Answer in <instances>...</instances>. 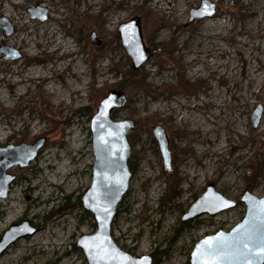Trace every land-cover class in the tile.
Returning a JSON list of instances; mask_svg holds the SVG:
<instances>
[{"label": "rangeland", "instance_id": "rangeland-1", "mask_svg": "<svg viewBox=\"0 0 264 264\" xmlns=\"http://www.w3.org/2000/svg\"><path fill=\"white\" fill-rule=\"evenodd\" d=\"M202 1L0 0V18L14 30L9 37L0 30V50L20 54L4 60L0 53V122H8L0 148L45 139L29 167L10 171L15 181L0 199V236L23 221L37 231L11 245L0 264H86L75 244L96 230L81 206L93 163L89 126L112 91L127 99L112 119L134 123L127 137L132 177L111 229L120 249L153 264H189L198 240L241 220L245 190L264 196V0H204L214 5L213 16L188 24ZM37 7L48 11L45 21L30 18ZM132 18L151 51L136 71L117 34ZM52 28L72 50L60 62L65 70L50 67L53 56L42 48L55 40ZM28 70L47 73L53 88L42 79L17 86ZM73 70L84 74L79 104L59 95H67L65 82L77 88ZM97 74L105 79L95 82ZM31 124L39 129L28 136ZM154 128L164 132V158ZM208 187L237 206L182 221Z\"/></svg>", "mask_w": 264, "mask_h": 264}, {"label": "water", "instance_id": "water-1", "mask_svg": "<svg viewBox=\"0 0 264 264\" xmlns=\"http://www.w3.org/2000/svg\"><path fill=\"white\" fill-rule=\"evenodd\" d=\"M201 3L198 9L190 11L188 24L213 16L214 5L204 0ZM205 4L209 5L207 10ZM202 12L204 14H200ZM28 13L31 19L45 21L48 11L37 7L29 9ZM0 30L6 37L11 36L14 31L5 18H0ZM117 34L131 59L133 71L138 70L151 57V51L143 44L138 18L121 23ZM90 38L92 44H99L94 32L90 34ZM0 53L3 54L4 60H16L20 57L17 50L7 47L2 48ZM126 101L122 92H110L100 101L90 120L93 163L90 185L81 198V206L92 215L96 230L91 235H82L75 244L76 248L82 251L86 264H153L150 256L134 257L120 249L111 233L117 207L126 194L132 177L128 166L130 145L127 137L134 128V123L130 120L114 121L111 117V110L123 106ZM261 113L260 106L253 111L251 121L254 128L260 121ZM153 133L159 140L164 158L163 149H166L167 143L164 140V132L154 128ZM44 142L45 139L42 138L30 145L0 148V199L8 196L15 181V176L10 171L29 167L43 148ZM239 203L244 206L241 220L228 232L218 230L198 240L190 254L189 264H246V261L251 264H264V257L258 255L256 244L245 248L242 243H237L246 232H251L256 241L264 237V196L258 198L245 190ZM236 206V202L224 198L214 188L208 187L181 220L188 221L202 215L216 216ZM36 231L37 229L26 221L11 225L0 236V257L16 241L34 235Z\"/></svg>", "mask_w": 264, "mask_h": 264}, {"label": "bare ground", "instance_id": "bare-ground-1", "mask_svg": "<svg viewBox=\"0 0 264 264\" xmlns=\"http://www.w3.org/2000/svg\"><path fill=\"white\" fill-rule=\"evenodd\" d=\"M85 2V1H84ZM11 5H12V1H11ZM251 7V6H250ZM249 8V7H248ZM256 13L254 12V10H249L248 12H247V16H254ZM219 24V23H218ZM220 25V24H219ZM216 26V25H215ZM215 26H212V27H215ZM219 28V27H218ZM50 32H53V36H55V40L53 41L52 40V43L49 41L48 43H44L43 44V47L42 48H45V50L47 51V52H50V54L53 56V61L54 62H52V63H50V67H52V68H57V66L60 68V69H63L64 67H65V65H64V63H60V62H62L63 60H65L66 58H69V57H71V53H72V50L69 48V47H67V45H66V43L65 42H63L61 39H60V37H58V32H57V30L55 29V28H52L51 30H50ZM49 32V33H50ZM51 34V33H50ZM49 34V35H50ZM212 38V37H211ZM52 39V38H51ZM60 39V40H59ZM21 40H24V38H21L20 39V41ZM22 43V42H21ZM57 63H58V65H57ZM69 63V62H68ZM21 65V64H20ZM19 67L20 66H16V68L15 69H19ZM50 67H48V69H50ZM67 67V66H66ZM76 68H78L77 66H75V69ZM45 69V68H44ZM64 70H65V68H64ZM16 71V70H15ZM31 71V70H30ZM63 71V70H62ZM74 71V70H73ZM14 72V71H13ZM99 72H101V71H99ZM26 77H24V78H22V80H20V81H18V82H15V83H17V86H23L22 88L25 90V89H27V87H28V84L29 83H32V82H34V81H36V80H38V79H42L43 81H44V84L43 85H45L46 86V89H48V90H50V89H52L53 88V85H52V83H51V81H50V78L47 76V73L46 74H43L42 72H41V70H38L37 72L35 71V72H29V70L28 71H26ZM81 75H84L83 74V72H79V71H74V72H72V75H70L71 77H69V78H73L74 79V81L75 82H77V88L76 89H74V88H70L71 86H70V84L69 83H64V90L67 92V95H61V94H59L58 92V94L62 97V98H60L61 99V101H66L65 100V97L66 96H68L67 97V99H70V101L69 102H72L73 104H75V103H77L78 102V104L82 101V96H81V85H82V81L80 80V76ZM98 75V74H97ZM24 76V75H23ZM100 79L101 80H103V79H105L104 77H103V75L102 74H100V75H98V78H96V76H95V78H94V81L96 82V81H98L99 80V82H100ZM22 88L19 90V92L22 90ZM43 88H45V87H43ZM44 91V90H43ZM55 98V97H54ZM1 99V98H0ZM57 99V98H56ZM58 101V100H57ZM56 101V102H57ZM66 103H67V101H66ZM72 105V104H71ZM74 106V105H73ZM70 107V106H69ZM19 113V112H18ZM17 114V113H16ZM16 114H14V115H16ZM18 115V114H17ZM17 115H16V117H17ZM188 116L189 115H187V113H186V115L184 116V119L186 120V119H188ZM19 118V117H18ZM20 119V118H19ZM18 119V120H19ZM9 120V119H8ZM20 121V120H19ZM2 122H0V135H3L4 134V132H6V129L7 128H4L3 126H6V125H8V122L6 121V123H2ZM39 125V124H38ZM13 126V125H12ZM196 126V125H195ZM197 126H199V125H197ZM192 127V128H190V132H192V131H195L196 129H198V127ZM36 129H39L38 128V126H32V124L31 125H27V127H25V130H26V134L29 136V135H33L34 133H35V130ZM10 130V129H9ZM21 130H23V129H21ZM13 134V133H12ZM8 135H10V134H8ZM49 154H51V153H49Z\"/></svg>", "mask_w": 264, "mask_h": 264}, {"label": "snow or ice", "instance_id": "snow-or-ice-1", "mask_svg": "<svg viewBox=\"0 0 264 264\" xmlns=\"http://www.w3.org/2000/svg\"><path fill=\"white\" fill-rule=\"evenodd\" d=\"M209 5L205 4V10ZM200 14H204L203 12ZM237 243H242L245 248H249L251 244H256L258 255L261 257H264V237H261L259 241H256L251 234V232H246L242 234V239L240 241H237ZM246 264H251L250 261H246Z\"/></svg>", "mask_w": 264, "mask_h": 264}, {"label": "trees", "instance_id": "trees-1", "mask_svg": "<svg viewBox=\"0 0 264 264\" xmlns=\"http://www.w3.org/2000/svg\"><path fill=\"white\" fill-rule=\"evenodd\" d=\"M130 171L133 170L132 166L128 163Z\"/></svg>", "mask_w": 264, "mask_h": 264}, {"label": "flooded vegetation", "instance_id": "flooded-vegetation-1", "mask_svg": "<svg viewBox=\"0 0 264 264\" xmlns=\"http://www.w3.org/2000/svg\"><path fill=\"white\" fill-rule=\"evenodd\" d=\"M153 261V260H152Z\"/></svg>", "mask_w": 264, "mask_h": 264}]
</instances>
